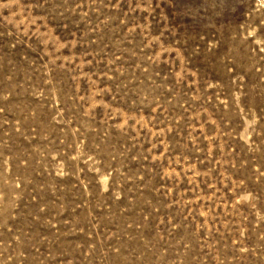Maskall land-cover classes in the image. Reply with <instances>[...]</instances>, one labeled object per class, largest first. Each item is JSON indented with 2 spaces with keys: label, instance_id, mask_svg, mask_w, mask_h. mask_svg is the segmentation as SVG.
Listing matches in <instances>:
<instances>
[{
  "label": "rangeland",
  "instance_id": "rangeland-1",
  "mask_svg": "<svg viewBox=\"0 0 264 264\" xmlns=\"http://www.w3.org/2000/svg\"><path fill=\"white\" fill-rule=\"evenodd\" d=\"M0 264H264V0H0Z\"/></svg>",
  "mask_w": 264,
  "mask_h": 264
}]
</instances>
